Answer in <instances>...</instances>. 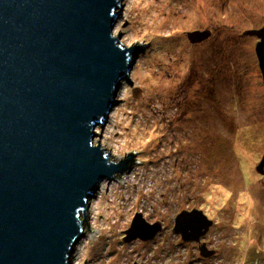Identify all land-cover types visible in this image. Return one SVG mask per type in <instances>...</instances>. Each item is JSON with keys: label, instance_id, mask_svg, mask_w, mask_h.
<instances>
[{"label": "rangeland", "instance_id": "374dc122", "mask_svg": "<svg viewBox=\"0 0 264 264\" xmlns=\"http://www.w3.org/2000/svg\"><path fill=\"white\" fill-rule=\"evenodd\" d=\"M259 28L264 0H124L117 36L144 51L95 143L136 163L90 200L73 264H245L251 245L264 253V80L248 34ZM196 31L211 35L192 43ZM194 209L214 221L201 240L212 257L174 233ZM137 215L163 228L125 242Z\"/></svg>", "mask_w": 264, "mask_h": 264}, {"label": "water", "instance_id": "95a60500", "mask_svg": "<svg viewBox=\"0 0 264 264\" xmlns=\"http://www.w3.org/2000/svg\"><path fill=\"white\" fill-rule=\"evenodd\" d=\"M124 0H0V264H72L85 235L89 201L104 181L128 172L131 153L117 162L101 143L117 91L128 81L140 44L114 34ZM264 80V28L248 31ZM209 31L189 35L202 42ZM257 170L264 176V157ZM109 185V184H108ZM214 221L183 211L174 233L202 243ZM137 215L124 238L147 241L162 230ZM264 257L257 245L245 264Z\"/></svg>", "mask_w": 264, "mask_h": 264}, {"label": "bare ground", "instance_id": "6f19581e", "mask_svg": "<svg viewBox=\"0 0 264 264\" xmlns=\"http://www.w3.org/2000/svg\"><path fill=\"white\" fill-rule=\"evenodd\" d=\"M119 18H120V17H119ZM116 27H117V23H116ZM116 27H115L114 33H115V35H118V32H116ZM123 40H124V39H123ZM123 40H122V41H123ZM124 41H125V40H124ZM124 41H123V42H124ZM124 81H125V80H123L122 83H123ZM122 83H121V84H122ZM118 90H119V88H118ZM97 137H98V136H96V139H98ZM98 141H99V140H98ZM101 141H102V142H103V141H106V138H104L103 140L101 139ZM104 143H105V142H104ZM104 143H102L103 146H105ZM107 150H109L111 153H113V151H112V149H111L110 147H109V148L107 147ZM121 161L123 162L124 159H122ZM115 179H116V178H115ZM115 179H114V180H115ZM115 181H118V180H115ZM105 182H106V181H104L103 183H105ZM103 183L100 184V186H99V190H101V188L104 187V186H103ZM99 190H98V191H99ZM89 204H90V201H89ZM84 232H85V234H86V233H87V230H85ZM95 232H96V231H95ZM94 235H95V234H92L91 237H93ZM83 236H85V235H83ZM83 236H82V237H83ZM82 237H81V238H82ZM80 240H81V239H80ZM80 240H79V242H80ZM79 242L76 244V246H75V248H74L75 250H77V247H78V245H79ZM75 250H74V253H75ZM74 253H73V255H74ZM73 255H72V264H73Z\"/></svg>", "mask_w": 264, "mask_h": 264}, {"label": "flooded vegetation", "instance_id": "af4514ba", "mask_svg": "<svg viewBox=\"0 0 264 264\" xmlns=\"http://www.w3.org/2000/svg\"><path fill=\"white\" fill-rule=\"evenodd\" d=\"M261 28H259V30H260ZM256 37V36H255ZM202 243H206V242H202ZM199 244V243H198ZM200 245V244H199ZM199 250H200V246H199Z\"/></svg>", "mask_w": 264, "mask_h": 264}]
</instances>
